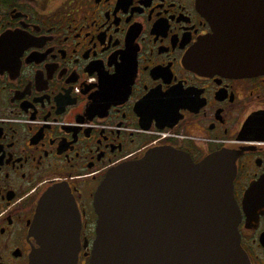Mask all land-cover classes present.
<instances>
[{"label": "flooded vegetation", "instance_id": "obj_1", "mask_svg": "<svg viewBox=\"0 0 264 264\" xmlns=\"http://www.w3.org/2000/svg\"><path fill=\"white\" fill-rule=\"evenodd\" d=\"M261 1L215 0V14L257 21ZM212 32L199 0H0V264H28L54 187L73 197L75 264H89L95 188L161 148L236 154L240 245L264 264V72L193 68Z\"/></svg>", "mask_w": 264, "mask_h": 264}, {"label": "water", "instance_id": "obj_2", "mask_svg": "<svg viewBox=\"0 0 264 264\" xmlns=\"http://www.w3.org/2000/svg\"><path fill=\"white\" fill-rule=\"evenodd\" d=\"M257 21L216 16L215 0H199L213 32L192 48L193 68L228 74L264 72V0ZM220 9V8H219ZM225 20V21H224ZM235 153L201 161L171 148L109 168L92 195L94 239L89 264H250L240 245L232 195ZM68 190L42 194L29 226L37 246L28 264H75L78 220Z\"/></svg>", "mask_w": 264, "mask_h": 264}]
</instances>
